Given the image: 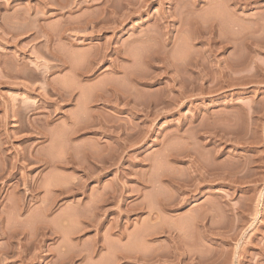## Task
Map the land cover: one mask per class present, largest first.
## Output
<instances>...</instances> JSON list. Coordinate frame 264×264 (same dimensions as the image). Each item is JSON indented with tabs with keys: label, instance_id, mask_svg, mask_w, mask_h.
<instances>
[{
	"label": "rangeland",
	"instance_id": "374dc122",
	"mask_svg": "<svg viewBox=\"0 0 264 264\" xmlns=\"http://www.w3.org/2000/svg\"><path fill=\"white\" fill-rule=\"evenodd\" d=\"M263 245L264 0H0V264Z\"/></svg>",
	"mask_w": 264,
	"mask_h": 264
},
{
	"label": "bare ground",
	"instance_id": "6f19581e",
	"mask_svg": "<svg viewBox=\"0 0 264 264\" xmlns=\"http://www.w3.org/2000/svg\"><path fill=\"white\" fill-rule=\"evenodd\" d=\"M238 1V0H237ZM252 1V0H251ZM118 94V93H117ZM116 94V96L117 97H119L120 95L118 94L117 95ZM122 95H124V94H122ZM120 97H122V96H120ZM125 97V96H124ZM118 100H119V98H117ZM122 99V98H121ZM122 100H124V99H122ZM126 101V100H125ZM120 102H123V101H120ZM125 103V102H124ZM183 158V157H182ZM263 173V172H262ZM180 185V184H179ZM182 185V184H181ZM181 190V189H180ZM180 190H179V192H180ZM182 201V200H181ZM180 202V201H179ZM181 203V202H180ZM233 209H235V208H233ZM237 211V210H236ZM235 215V214H234ZM238 215V214H237ZM264 246V245H263ZM263 249H260V253H261V255H263V257H264V247H262ZM185 250V249H184ZM219 261V260H218ZM220 262V261H219ZM219 262H218V264H219ZM216 263V262H215ZM212 264H214V263H212Z\"/></svg>",
	"mask_w": 264,
	"mask_h": 264
}]
</instances>
